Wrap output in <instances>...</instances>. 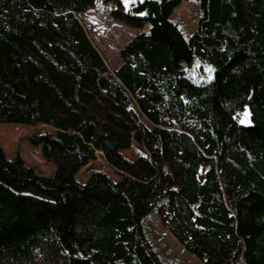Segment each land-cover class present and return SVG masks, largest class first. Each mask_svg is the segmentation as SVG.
<instances>
[{"label":"trees","instance_id":"trees-1","mask_svg":"<svg viewBox=\"0 0 264 264\" xmlns=\"http://www.w3.org/2000/svg\"><path fill=\"white\" fill-rule=\"evenodd\" d=\"M97 1L0 0V122L56 129L30 137L52 176L0 147V264H162L153 209L203 264H264V0H199L190 36L170 18L183 0H105L149 24L114 70L79 18ZM194 57L208 82L185 76ZM99 151L121 179L79 182Z\"/></svg>","mask_w":264,"mask_h":264},{"label":"rangeland","instance_id":"rangeland-1","mask_svg":"<svg viewBox=\"0 0 264 264\" xmlns=\"http://www.w3.org/2000/svg\"><path fill=\"white\" fill-rule=\"evenodd\" d=\"M122 1V0H121ZM140 0H130L125 8H130ZM114 3L112 1L98 0L94 7L79 14L86 32L96 46L107 66L114 70L121 63L119 50L134 36L147 33L149 24L142 28L130 27L112 16ZM202 16L199 0H183L172 11L170 18L179 25L180 32L190 36L197 30L198 19ZM192 81L211 80L210 66L201 64L194 57L185 71ZM247 110L248 115H245ZM235 117L242 124H250V111L247 105L235 112ZM244 121V122H242ZM146 123V121H145ZM46 130L55 134L56 129L49 124L37 123L35 125L0 122V147L7 158L21 157L25 165L31 167L37 174L52 176L55 165L51 160L44 158L41 145L31 143L30 137ZM144 153L142 147L133 142L122 154L128 159H136ZM96 157L76 173L79 182L84 183L94 172H102L119 181L121 176L105 161L103 155L95 153ZM202 176V174H201ZM148 241L157 252L162 264H203L201 259L188 252L170 232L161 215L153 209L143 220Z\"/></svg>","mask_w":264,"mask_h":264},{"label":"snow or ice","instance_id":"snow-or-ice-1","mask_svg":"<svg viewBox=\"0 0 264 264\" xmlns=\"http://www.w3.org/2000/svg\"><path fill=\"white\" fill-rule=\"evenodd\" d=\"M122 2L125 4V6H127V4L130 2V0H122ZM140 2H143V0H140ZM141 15H143V13H141ZM245 115H248L247 110L245 111ZM244 122V121H242Z\"/></svg>","mask_w":264,"mask_h":264},{"label":"built area","instance_id":"built-area-1","mask_svg":"<svg viewBox=\"0 0 264 264\" xmlns=\"http://www.w3.org/2000/svg\"><path fill=\"white\" fill-rule=\"evenodd\" d=\"M100 154H102L100 151H99Z\"/></svg>","mask_w":264,"mask_h":264},{"label":"crops","instance_id":"crops-1","mask_svg":"<svg viewBox=\"0 0 264 264\" xmlns=\"http://www.w3.org/2000/svg\"><path fill=\"white\" fill-rule=\"evenodd\" d=\"M122 152V151H121Z\"/></svg>","mask_w":264,"mask_h":264}]
</instances>
